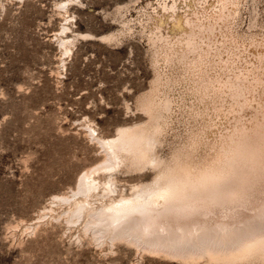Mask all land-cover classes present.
I'll list each match as a JSON object with an SVG mask.
<instances>
[{
    "label": "bare ground",
    "instance_id": "bare-ground-1",
    "mask_svg": "<svg viewBox=\"0 0 264 264\" xmlns=\"http://www.w3.org/2000/svg\"><path fill=\"white\" fill-rule=\"evenodd\" d=\"M146 1L117 32L61 29L60 48L70 54L80 38L119 45L139 23L154 78L136 99L141 122L110 137L87 124L103 159L52 204L68 206L66 222L98 243L234 264L231 251L264 233V37L237 31L242 0ZM244 264L264 257L253 252Z\"/></svg>",
    "mask_w": 264,
    "mask_h": 264
},
{
    "label": "rangeland",
    "instance_id": "rangeland-1",
    "mask_svg": "<svg viewBox=\"0 0 264 264\" xmlns=\"http://www.w3.org/2000/svg\"><path fill=\"white\" fill-rule=\"evenodd\" d=\"M64 1L68 14L58 7ZM146 2L0 0V264H193L95 242L80 223L66 222L68 206L51 201L103 159L88 126L110 137L141 122L136 99L154 78L139 23L119 45L80 38L70 54L60 48L61 29L117 32ZM124 5L123 18L117 9ZM240 7L237 31L264 37V0Z\"/></svg>",
    "mask_w": 264,
    "mask_h": 264
},
{
    "label": "snow or ice",
    "instance_id": "snow-or-ice-1",
    "mask_svg": "<svg viewBox=\"0 0 264 264\" xmlns=\"http://www.w3.org/2000/svg\"><path fill=\"white\" fill-rule=\"evenodd\" d=\"M253 252H258L264 257V233L259 237L242 240L230 253L234 264H244L251 258Z\"/></svg>",
    "mask_w": 264,
    "mask_h": 264
}]
</instances>
